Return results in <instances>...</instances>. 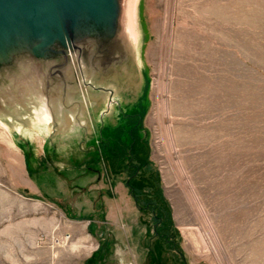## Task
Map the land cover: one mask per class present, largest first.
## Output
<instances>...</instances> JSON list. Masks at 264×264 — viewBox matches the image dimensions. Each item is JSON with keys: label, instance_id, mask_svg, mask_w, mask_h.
Masks as SVG:
<instances>
[{"label": "rangeland", "instance_id": "1", "mask_svg": "<svg viewBox=\"0 0 264 264\" xmlns=\"http://www.w3.org/2000/svg\"><path fill=\"white\" fill-rule=\"evenodd\" d=\"M119 21L111 108L88 86L66 110L48 58L46 116L41 77L0 59V264H264V0H131Z\"/></svg>", "mask_w": 264, "mask_h": 264}, {"label": "water", "instance_id": "2", "mask_svg": "<svg viewBox=\"0 0 264 264\" xmlns=\"http://www.w3.org/2000/svg\"><path fill=\"white\" fill-rule=\"evenodd\" d=\"M122 11V0H0V59L8 60L9 57L16 56L17 63L24 62L20 69L25 76L38 74L39 78L41 77L39 90L45 91V102L42 103L41 100V105H46L49 113L57 111L55 108L59 104L58 97L61 94L57 91L54 100L48 99L47 87L43 83L46 74L43 64L48 58L52 59L54 64L51 66V74H54L56 81L59 78L62 80L61 90L66 97L62 100L66 110L71 108L73 97H76V106L81 104L87 114L92 107V103L87 99L90 92L87 94L85 90L88 86L91 91L97 90L107 94L108 107L117 106L118 102L114 98L115 88L105 86L101 82L104 79L113 81L116 78V67L112 66V62L118 63L121 57L126 55L123 50L124 42L117 36ZM90 42L96 43L93 60L95 65L93 62L92 66L85 65L82 60L87 54L86 44ZM74 54L77 58H74ZM37 62L40 68L36 67ZM69 63L71 68L67 67ZM74 70L78 71L77 74ZM71 71L73 73L69 75L68 72ZM86 72L90 73V76L98 73L97 81L91 77L90 81L86 79ZM74 82L77 85H74ZM74 89L78 91L76 94H73L76 92ZM59 111L61 114L65 112L62 108Z\"/></svg>", "mask_w": 264, "mask_h": 264}, {"label": "bare ground", "instance_id": "3", "mask_svg": "<svg viewBox=\"0 0 264 264\" xmlns=\"http://www.w3.org/2000/svg\"><path fill=\"white\" fill-rule=\"evenodd\" d=\"M130 1L131 0H122V8L124 11L129 10V6H130ZM127 9V10H126ZM46 116H50L49 112H46Z\"/></svg>", "mask_w": 264, "mask_h": 264}]
</instances>
